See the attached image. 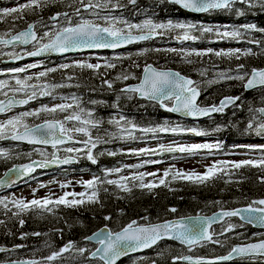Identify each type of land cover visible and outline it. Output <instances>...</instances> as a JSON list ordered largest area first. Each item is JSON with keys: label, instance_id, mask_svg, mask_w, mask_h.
I'll use <instances>...</instances> for the list:
<instances>
[{"label": "trees", "instance_id": "trees-1", "mask_svg": "<svg viewBox=\"0 0 264 264\" xmlns=\"http://www.w3.org/2000/svg\"><path fill=\"white\" fill-rule=\"evenodd\" d=\"M114 1L120 5L116 9L122 12L128 23L132 24H140L146 19H151L156 23L167 22L168 20L175 22L193 19L194 22H218L222 24L219 27H223L225 24L229 27H235L236 25L252 23L258 28H264V10H260L259 7L246 11L242 17H237L234 11L219 10L194 15L167 0H136L135 4L131 3L130 0ZM24 3H27V0H0V8L12 4L18 6ZM70 5L80 7L77 0H44L42 7L35 10H25L19 20L14 21L11 16L5 20H0V33L13 34L32 22L46 24L51 21L50 17L57 13L67 12L72 15V19L75 21L77 16L73 15L74 7H70ZM236 7L244 6L237 4ZM97 22L104 23V21ZM174 34L177 32L168 37L163 36L157 40H149L140 46L127 47L120 52V55L114 57H111L110 53L104 52L106 61L100 64L111 62L116 65L112 69L104 67L95 71L77 67L61 69L59 68L61 64L48 67L50 60H46L47 68H57L58 70L50 72L46 77L40 79L44 85L54 83L55 85H63L55 87L52 91L54 94L72 96L76 93V96L80 97L82 107L95 113L94 117L101 120L102 126L99 127L110 124L108 121L114 119V115H120L142 129L156 127L166 121L170 125H175L173 123H178L179 120L170 112L162 109L157 103L139 99L132 93L121 92L122 87L137 81L143 66L148 62H152L161 68H173L190 76L202 90L199 99V103L202 105L217 104L224 96H239L241 98L237 102L239 107L232 106L225 109L223 113H216L198 123L189 120H180L181 122L194 124L198 129L209 133L205 137L221 141L224 147L251 140L253 138L252 133L246 134L244 132L246 124L251 118L249 108L257 109L264 105V87L247 91L243 87L244 81L236 79H224L208 86H203L200 82L202 76H208L206 73L208 69H230L231 73L237 72L239 75L247 73L248 75L253 68L264 67V33L252 30L246 32L239 40L228 39L227 41L219 37L215 30L202 34L195 32L198 37L194 41H188V44L192 46L188 49L185 46L177 49L171 48L172 43H174L172 41H175L173 39ZM249 41H260V43H249ZM223 46H231L230 49H240V46L245 48L244 50L240 49L241 53L238 59L235 56H216L214 53L221 51ZM169 48L177 51H163ZM156 49H161V51H155ZM207 49H212L213 52L204 56L192 54L186 57L180 51H206ZM230 49H223V51ZM248 49H251V54L244 55L243 53ZM239 65H244L243 70L238 71ZM122 73L128 74L129 79L117 80L116 77ZM104 79L113 82L111 89L102 83ZM91 101H97V103L92 104ZM65 114L61 112L57 116L55 113L50 118L63 119ZM256 116H258L257 113ZM44 118L42 117V119ZM42 119H38L36 122ZM174 119L176 120L174 121ZM218 126L220 131H216ZM2 143L1 146L5 148L0 146V149L6 153V156H0V176L13 164L29 160L28 155L24 153V151L29 150L27 145ZM110 147L114 152L116 151L114 145ZM97 150L100 151L99 148ZM124 155L125 158L132 156ZM119 158V155L104 154L97 158L95 164L88 159H86V163L84 162L83 169L85 171L94 173L97 175L96 177H101L104 181L96 185L98 202H86L76 207L60 205L54 208L52 212L41 213L32 210L22 213L19 217L12 216V212H15L16 209L10 202L11 199H7V209L0 205V220L5 222L0 224V247L11 249V251L0 252V261L46 260L47 256H50L54 251H59L70 241L76 247L88 250L93 245L86 242L85 237L102 226H108L115 231L133 220L138 223H152L190 214H209L218 209L248 205L252 201L264 198V182H262L264 181V168L251 166H244L240 169L228 168L227 171L232 175L230 178L218 173L204 183L190 182L179 178L172 179L170 174L166 178V185H158L151 190L140 188L139 181L128 182L130 191H125L119 185L108 184L107 180L112 179H107L103 172L107 166L111 167L117 163ZM87 191H85L86 195L83 198L85 201L91 194L90 190ZM171 208H175L177 211L171 212ZM105 217H109V219L106 220ZM145 217L147 219H144ZM21 218L25 221L23 226L19 224ZM246 227L252 230L250 225L247 224ZM33 233H41V235H33ZM23 234L27 235L22 239ZM228 235L229 232L219 235L216 233L215 238L220 240L219 244L206 242L192 248H185L173 241L163 240L142 255L123 258L117 264H191L179 259L174 260V258L184 254L217 257L226 254L234 244L246 241H239L238 238ZM15 245H22V247L15 248ZM88 252L89 250L86 256H81L78 253L71 264H100L97 259H89ZM74 253H77L76 249L70 248L61 254L65 255L64 257L56 258L54 262L68 264L67 261Z\"/></svg>", "mask_w": 264, "mask_h": 264}, {"label": "snow or ice", "instance_id": "snow-or-ice-1", "mask_svg": "<svg viewBox=\"0 0 264 264\" xmlns=\"http://www.w3.org/2000/svg\"><path fill=\"white\" fill-rule=\"evenodd\" d=\"M131 3L135 4L136 0H130ZM170 3L180 6V8L197 13H207L211 11H234L237 17H242L246 14V11L259 7L260 10H264V0H169ZM80 7H74L73 15L81 17L79 22L72 19V15L69 13H57L55 16L50 17L51 20H56L59 16L63 15L67 21V26H61L57 30H46L43 34H39L33 29L32 24L27 25V29L20 31L16 34L6 33L5 35H10V39H5L4 35H0V44L12 45L13 42H19L21 44L34 43L35 50L27 51L24 53L26 56L38 57L43 53H67L70 51H79L83 49H116L123 45L153 39L154 37H163L166 32L179 30L182 35H178L177 38L189 41L196 40L197 37L192 35L193 30L198 29L201 33H210L214 31L213 27L205 25H197L194 23H189L185 21H172L156 23L151 19H146L140 24H132L127 21L117 20L115 17L104 16L100 17L98 11H93L94 9H108L110 7L118 8L119 3L112 5L111 0H77ZM237 4L243 5L244 7H236ZM44 5V0H27V3L19 4L15 7H5L0 8V20H5L8 17H13V20H19L22 18V13L25 10L40 8ZM82 12H90L92 15L96 16L98 19H103L104 23L101 24L91 19L82 18ZM124 24L125 27L121 28L118 25ZM224 31H219L218 28L215 29L216 34L222 39H233L239 40L248 31H259L264 33V28H258L257 25L252 23L242 24L239 27H231L224 25ZM138 30V35H133V30ZM47 39V43L44 41ZM249 43L259 44L260 41H249ZM155 51H161V49H156ZM167 52H176V49H164ZM181 54L190 56L195 54L197 56H204L213 52L212 49H207L206 51H191L184 52L180 50ZM241 53L240 49H230L228 51H216L214 54L216 56H235L237 59ZM244 55L251 54V49L245 50ZM13 59H22L23 57L16 53H9ZM119 58V57H117ZM99 59V58H98ZM40 65L37 63L28 64L24 67H16L8 69V72L13 74V79L15 80V87L8 84V81L0 80V90L9 88L13 93H18L25 91L28 88L35 89L37 86L30 85L29 81L33 79L44 78L50 72H55L57 68H47L45 71H40L38 74L32 76H25L23 79L19 78L18 74L26 73L29 69L37 68ZM69 67H77L81 69L99 70L102 67L112 69L116 65L111 62H106L105 64L100 63H90L87 61H73L72 64L63 63L59 65L61 69H67ZM244 65L238 66V71L243 70ZM103 75V73H100ZM203 75V73H201ZM222 79L226 80H240L245 81L243 87L247 89L254 88L257 85L264 86V69L253 68L251 70V76L248 77L247 73L243 75H237L235 77L231 76L229 73L222 72L219 73ZM71 79V77H69ZM117 80L123 79L128 80L129 75L122 73L116 77ZM104 85H107L109 89L113 87V82L107 79L102 81ZM63 85H53V87H61ZM45 88L47 86H44ZM123 93H134L138 94L143 98L150 101L159 102L160 106L165 108L169 112L182 113L184 116L198 118L202 116H209L212 113H223L225 109L229 106L239 107L237 102L241 99L239 96L232 97L226 96L219 101V104H212L209 106H200L197 98L200 95V91L196 86L195 82L184 76H181L179 72H173L170 70L160 71L153 68L151 65H147L144 69V76L138 84L135 86L126 87L121 90ZM5 96L8 93L3 92ZM41 96L51 95L50 91H40ZM37 92L33 90L27 99L15 100L14 97H9L7 103L0 100V113L6 112L14 104H27L29 100L35 99ZM62 100L67 98L61 97ZM72 103H58L52 107L41 106V108L35 111H26L10 117L4 122H0V139L6 138V133H10V138L12 140H26L30 144H52L54 148L58 145L64 144L66 141H73L74 134L79 133L82 136L87 137V139H81L76 141L77 143L83 144V149L77 147H67L65 149L68 153H85L86 158L93 164L97 163V157L93 153V149L97 148L98 144L107 143V139H103L100 136H96L93 139L91 129H96L100 126L101 121L93 117V112L90 110H85L81 104L79 97L73 95L71 97ZM166 101H172L173 103L169 106ZM92 104H96L97 101H91ZM115 107V105H114ZM68 113L64 116L63 120H49L44 119L43 123L34 126H29L24 123V118L29 116H40L41 113ZM251 118L248 120L244 132L254 133L257 136L264 137V115H261L258 119L256 113L264 114V107L253 109L249 108ZM235 115V113H234ZM67 122H73L71 127H66ZM110 124H116L119 126L121 122L126 125H130V128H119L121 133H126V135H120V139L134 140L136 137L133 135V130L136 129V125L132 121L126 120L125 117L120 116L119 119H110L108 121ZM22 129V131L20 130ZM220 127L216 128V131H220ZM141 132L145 133H157V132H172L177 133H188L194 136H206L209 135L204 130L198 129L196 127L183 128L179 124L168 127L167 122L165 125L158 127H149L140 129ZM115 136V133L110 134ZM224 147L221 141H216L214 143L204 142V143H191V144H160L157 149H129V155L143 156L147 154H160V153H172L173 159H176V153L186 154L187 156L198 155L201 151H206L208 155H212L214 151L221 150ZM235 148H244L248 152H261L262 155L259 159H242L239 161H215L211 165L205 167L203 174L197 173L195 171L185 172L180 169L174 170L173 167L165 169L163 172V178H160L158 184L155 181H150L145 183V177L151 176L156 177L158 173L156 172H137L132 174L130 177L121 176L120 180H107L108 184L119 185L124 188L125 191H130L128 187V181L133 182L139 181V187L142 189H149L157 187L158 185H166V178L171 174L172 179H184L190 182L204 183L216 176L218 173L223 174L225 168L231 167L234 169H240L244 166L260 167L264 168V144H248V145H233ZM104 155L103 152L99 153ZM116 152L108 151L107 155L114 156ZM235 154V153H233ZM0 156H6V153L0 149ZM75 157L68 156L63 160H60L53 153L52 160H42L40 162H33L27 165H21L18 168L14 166L13 169H9V172L14 173L16 179L19 180L23 177H28L31 173L35 171L36 167L43 168L50 163L57 164H70L74 162ZM161 160L148 159L144 160L143 163L134 165H124L123 167L138 169L143 167L145 164H160ZM35 166V167H34ZM121 168H113L105 170L106 174L115 172H121ZM34 178V177H33ZM16 180H0V184H10L15 183ZM101 177H93L89 180L75 181L83 185L86 189L91 191L88 196L87 201L83 199L86 195L85 192H64L63 195L56 199L51 196H46L43 198H33L31 200H25L23 198L11 199V203L14 205L16 211L12 212L13 217H19L22 213L29 212L32 210H37L39 212H52L54 208L64 205L68 207H76L82 205L86 202H98L96 185L103 183ZM264 182V181H262ZM72 183V182H70ZM46 185H40V187H45ZM61 188L67 187V184H61ZM35 192V189L33 190ZM72 197V199H69ZM79 197V198H77ZM0 205H3L5 209L8 208L7 198L0 199ZM9 211H11L9 209ZM171 212H176L175 208L170 209ZM246 213L247 215H243ZM240 215L241 219L246 220L248 223L259 224L264 226V198L250 202L245 208L234 209L232 211H224L218 217L213 215L212 217L207 216H189L180 217L178 220L165 221L162 224H155L149 226H136L137 222L133 220L121 231L113 233L108 230L107 227L102 229L99 233H93L92 237H85L86 240L96 239L97 243L101 247H97L94 252L91 253L92 257H99L102 264H116V261L121 256H126L130 252H136L138 250L151 248L156 245L160 240L164 238H169L179 241L181 244L188 246L200 244L202 241H208L213 243H220V240L216 239L211 230V225L217 220L223 217H233ZM109 219V217H105ZM144 219H147L145 217ZM5 222L0 220V224ZM25 223L24 219H19V224L23 226ZM232 226H229V229ZM229 229H225L228 231ZM27 234H23L21 238ZM33 235H41V233H33ZM15 248H20L22 245H15ZM70 248H75L76 252L81 256H86V248H78L73 242H68L59 251H54L50 256L45 259L47 262L55 260L62 253L68 251ZM11 251V249H4L0 247V252ZM264 255V240L259 243H251L242 246L233 247L231 252L227 256H221L217 259L228 260L233 254L241 257H247L254 254ZM175 259L191 260V257H178ZM7 264H41L40 261L36 260H9ZM196 264H200L198 260ZM213 264V262H209Z\"/></svg>", "mask_w": 264, "mask_h": 264}, {"label": "rangeland", "instance_id": "rangeland-1", "mask_svg": "<svg viewBox=\"0 0 264 264\" xmlns=\"http://www.w3.org/2000/svg\"><path fill=\"white\" fill-rule=\"evenodd\" d=\"M111 4L115 5L116 1L111 0ZM15 5L16 4H12V5H8L6 7H15ZM115 10H116L115 7H110L108 9H104V10L94 9L93 11H98L100 17L109 16V17H115L117 20L125 21V19L123 17H120L117 12H114ZM82 18L91 19V20H94L96 22L97 21H104L103 19H98L96 16L92 15L90 12H82ZM80 19H81V17H76L75 21L79 22ZM185 22L194 23L197 25H201V24L203 25V22H201V21L194 22L193 19H190V20L185 21ZM35 25H36V30L39 29V33L42 35L43 32L46 30L55 31L61 26H67V21L65 20L64 17H58L55 21L51 20L46 24L38 23ZM118 26L121 28L125 27L124 24H119ZM210 27L214 28L215 26L210 25ZM231 27H229V28H231ZM235 27H239V26L236 25ZM218 29H219V31L225 30L224 28H218ZM133 31H135V29ZM174 32H177V34L173 35V39H175V41H172L174 43H172L171 48L177 49V48H181L182 46H185L187 49L192 48V46L190 44H188L189 43L188 41H184V40L175 38L178 35H182V33H180L179 30L166 32L164 34V36L168 37V36H170V34H173ZM195 32L202 34L198 29L193 30L192 35H195L196 37H198V36L195 34ZM4 37H8V36H4ZM226 40L228 41V39H226ZM229 40H231V39H229ZM189 41H191V40H189ZM47 42L48 41L46 39L44 41V43H47ZM35 47H36L35 45H29L25 48H21L19 46L18 47H10V48L0 46V80L8 81L9 85L15 87V80L13 79V74L8 73L7 72L8 69L16 68V67H24V66H26L28 64H32V63H37L40 66L37 68L29 69L26 73L18 74L19 78L23 79L25 76H29V75L34 76V75L38 74L40 71H44V69H46V67H47L46 65L48 63H46V61L44 60L43 57H39V56L38 57H30V56L24 55V53L27 51L35 50ZM230 48H231V46H223L221 49L227 50ZM239 48L244 50L245 47L240 46ZM13 52L22 56L23 59L17 63L8 62V60H10V59L14 60L9 55V53H13ZM139 52H140V48H139ZM62 59L63 60L60 62V64L69 63V62L73 63V61H87V62L96 64L98 62L104 61L103 56L98 54V53L84 54V55L72 56L70 58H62ZM148 63H152V62H148ZM148 63H146V64H148ZM9 64H11V65H9ZM222 72L229 73L233 77L239 75L237 72L231 73L230 69H226V70L223 68L222 69H208V70H206V73L208 76H205V77L202 76L200 84L203 86H208L212 83H216V82H219L221 80H224L219 76V73H222ZM29 84L35 85L37 87L35 89L28 88L25 91L18 92V93H13L7 87L3 90H0V100H2V101H4L9 96H13L15 99H20V98L25 99L26 97H28V95L31 94V92L33 90H35L37 92V96L35 99H33V106L31 108H29V109L21 108V110L11 111V113L9 112L8 114H5V115H1L2 113H0V122H4L7 119H9L10 117L15 116V115H19L20 113H23L26 111H35V110L41 108V106L52 107L53 105L58 104V103H72V100H71L72 96L71 97H65L64 95L61 96L58 94H54V92H52V90L55 88V87H53V85H55V83L50 84V85H46V84L44 85L42 83L41 79H36L33 81L32 80L29 81ZM44 86H47V87L45 88ZM203 89L205 90V88H203ZM42 90L50 91L51 95L41 96L39 93ZM5 91L8 93L7 96H5L3 94V92H5ZM73 95H75V94H73ZM61 97H65L67 99L62 100ZM41 102H45V103H41ZM84 109L87 110L86 108H84ZM59 113H61V112H59ZM59 113L58 112L56 113L57 116ZM54 114L55 113H41L40 116H32L33 119H31L30 116L25 117L24 123H27L29 126H32V125L38 123V122H36V120L42 119V117H50V116H53ZM67 114L68 113H66L65 115H67ZM119 117H120V115H114L113 118L119 119ZM96 119H98V118H96ZM98 120H100V119H98ZM175 120L176 119H174V121ZM173 124H175V125L179 124L183 128L196 127L194 124L183 123V122H180V120L178 121V123L174 122ZM72 125H73V122H67L66 123V127H71ZM162 125H165V123H162L161 125H158V126H162ZM175 125H170L167 122L168 127H172ZM100 126H102V124H100ZM158 126H156V127H158ZM130 127H131L130 125H126L123 122H121V124L119 126H117L116 124H104L103 127L91 129L93 139H95L96 136H100L101 138L108 140L107 143H101V144L97 145V148L100 149L99 152H98L97 148L93 149V153L96 155L97 158L99 156H101L99 154L101 152H103L105 155H107L108 151L114 152L110 147L111 145H114V148L116 150L115 152L117 153L116 155L120 156L117 163H115L111 167H107V168L103 169L104 172L107 169H113V168H121L122 169L121 172H119V173H115V172L107 173L106 175H107L108 179L120 180L121 176L130 177L132 174L137 173V172H145V173L156 172V173H158V175L156 177L146 176L144 182L147 183L150 181H155L156 183H158L159 179L163 178L164 170L168 169L169 167H173L174 170L180 169V170H183L185 172L195 171L197 173L203 174L205 171V167L208 165H211L215 161H239L242 159H249V158L256 159L255 157H260L262 155V153L259 151L248 152L244 148L233 149V146H230L229 148H232V149H228V148L224 147L221 150L214 151L212 155H208V153L206 151H201L198 155H195V156H187L186 154L176 153L175 154V156L177 157L176 159H173L172 153H160V154H156V155L147 154V155H143V156L132 155L129 158H125L124 154H127L129 149H140V148L157 149L160 144L169 145V144H177V143L191 144V143H204V142L214 143V142H216V140L214 138L205 137V136H194V135L188 134V133H177V134H174L172 132L145 133V132L140 131V127H136V129L133 130V135L136 137V139H134V140L120 139L119 136L120 135H126V133H121L119 131V128H130ZM104 129L107 132L106 134L103 131ZM20 130H22V129H20ZM94 130H95V132H93ZM112 133H115L116 135L113 137L110 135ZM9 134L10 133H6L5 135L8 136ZM74 136H75V138L87 139V137H84V136H82V134H79V133L75 134ZM248 144H256V145L264 144V139H259V140H256L254 142L237 143L236 145H248ZM28 147H30V149L27 151H24V153H26L28 155V158H31V159L32 158H44V159L50 158L51 159V158H53V153L60 160H63L68 156H73V157L79 156V157H81V159L83 157H84V159H87L86 155L83 151L79 154L68 153L65 151V149L67 147H77V148L83 149V144H81V143H74V144L62 146V147L57 148L56 150L52 149V148L50 149V148H46L43 146H34V145L28 146ZM59 150L63 151L64 153H62ZM233 153H235V154H233ZM148 159L161 160L162 163H160V164H145L143 167L138 168V169L123 167L124 165L140 164V163H143L144 160H148ZM74 164H75V161L70 163V164H57L58 169L62 170L63 168L67 169V167H68V170L65 172L63 171L64 174L60 170L58 171V173L55 171H51L48 173L47 172L39 173V174L33 176L34 178L32 177L31 179L24 181L22 184L17 185L16 187H14L12 189L6 190L2 194H0V199H4V198L12 199L13 197H15V198H23L25 200H29L31 198H43L46 196H51L53 199H56L59 196L63 195L64 192H73V191L76 193L85 192V191L88 192L87 191L88 189H86L83 185H81L79 183H75V181L89 180V179H92L95 175H92L89 172H86L83 170L72 168V166H74ZM228 168H231V167L225 168V171L223 174L226 177L230 178L232 175L229 173V171H227ZM70 182H72V183H70ZM128 182L132 183L133 181L129 180ZM42 184L46 185V186L40 187V185H42ZM61 184H67L68 186L61 188V186H60ZM34 189H35V192H33ZM69 199H72V197H69ZM230 225L232 227L229 229ZM246 225H245V223L239 221L236 218H229V219L225 220L219 226L215 227L214 232H215V234L217 233L218 235L220 233L225 234V233L229 232V235H228L229 237H231V236L236 237V238H238L239 241H242V240L248 241L251 239L258 240V239H261V236H264V229H255L254 228V230L253 229L250 230L249 228L246 227ZM225 229H229V230L225 231ZM89 248H88V250H89ZM77 255H78V253H74L70 257V259L67 261L68 264H71L73 262V259ZM64 256L65 255H60L57 258H61ZM260 260H263V258L260 259L258 257H254V258L241 257V258H234L232 260V262L222 263V264H264ZM42 262H46V260H42Z\"/></svg>", "mask_w": 264, "mask_h": 264}, {"label": "water", "instance_id": "water-1", "mask_svg": "<svg viewBox=\"0 0 264 264\" xmlns=\"http://www.w3.org/2000/svg\"><path fill=\"white\" fill-rule=\"evenodd\" d=\"M167 1L169 2V0H167ZM169 3H170V2H169ZM171 4H172V3H171ZM174 5H175V4H174ZM176 6H177L178 8H180V6H178V5H176ZM180 9H182V8H180ZM182 10H184V11H186V12H189V13H192V14H203V13L191 12V11H188V10H185V9H182ZM30 24L33 25V29H34V23H30ZM26 29H27V26H26L24 29H21V30L15 32L14 34L20 32V31H24V30H26ZM34 30H35V29H34ZM133 35H138V34H133ZM4 38H5V39H10L11 36L4 37ZM154 38H156V37H154ZM138 42H142V41H137V42L129 43V44L123 45V46H121V47H119V48H116V49H83V50H79V51H70V52L63 53V54L50 52V53H43V54H41L39 57H46V56H67V55H75V54H80V53H87V52H100V51H109V52H112V51H117V50H119V49H123V48H125V47H127V46H129V45H132V44H135V43H138ZM16 44L20 45L21 47H26V46H28L29 44H32V43H29V44H21V43H19V42H13L12 45H5V47L8 48V47H11V46L16 45ZM0 45H4V44H0ZM147 65H151L153 68H155V69H157V70H160V71H167V70H170V71H173V72H179V71H177V70H175V69H173V68H160V67L156 66V65L153 64V63H148V64H146V65L143 67V70H142V72H141V74H140V78H139V80H138L137 82H135V83H131V84H128V85L124 86L123 89L126 88V87L135 86L136 84H138V83L140 82V80H141V79L143 78V76H144V69H145V67H146ZM260 69H264V67H262V68H260ZM179 73H180V72H179ZM180 74H181V76H184V77H186V78H188V79L193 80L191 77H189V76H187V75H184V74H182V73H180ZM250 76H251V72H250V74L248 75V77L250 78ZM193 81H194V80H193ZM258 87H261V85H257V86H255L254 88L247 89V90H253V89L258 88ZM244 89H245V88H244ZM198 90L200 91L199 88H198ZM245 90H246V89H245ZM200 96H201V91H200V95H199V97L197 98V101H199ZM9 97H13V96H9ZM9 97H8V98H9ZM136 97H138V98H140V99H144V100H146V101H150V100H147L146 98L141 97V96L138 95V94H136ZM224 97H226V96H224ZM224 97H222L221 99H223ZM232 97H237V96H232ZM8 98H6V99L4 100L5 103H7ZM14 99H15V98H14ZM221 99H220V100H221ZM15 100H20V99H15ZM220 100H219V101H220ZM219 101H218L217 105L219 104ZM151 102H155V103H158V104H159V102H157V101H151ZM172 103H173V102L171 101V104H172ZM25 105H26V104H14L12 107L18 108V107H24ZM159 105H160V104H159ZM169 106H171V105H169ZM200 106H209V105H200ZM262 107H264V106H262ZM162 108H163V107H162ZM259 108H261V107H259ZM164 109H165V108H164ZM165 110H166V109H165ZM171 113H172V114H175V115H177V116H180V117H184V118L191 119V120H200V119H203V118L208 117V116H202V117H198V118H193V117L184 116L182 113H176V112H171ZM213 114H214V113H212L211 115H213ZM211 115H209V116H211ZM259 115L261 116V115H264V114H260V113H259ZM49 120H53V119H49ZM41 123H43V121L40 122V123H37V124H41ZM37 124H35V125H37ZM33 126H34V125H33ZM9 138H10V137H9ZM10 139H11V138H10ZM11 140H12V139H11ZM13 141H15V142H17V143H26V144H30V143H28L26 140H13ZM73 142H75L74 139H73V141H66V142H65L64 144H62V145L70 144V143H73ZM31 145L44 146V147H53L52 144H50V143H49V144H46V145H45V144H31ZM62 145H58L57 147H60V146H62ZM52 159H53V158H52ZM52 159H51V160H52ZM40 161H42V159H34V160H31V161H28V162L19 163V164H14L12 167L8 168V169H7V170H6V171L0 176V180H5V181H7V180H9V178H11L12 180H16V182H15V183H10V184H0V191L4 190V189H6V188L11 187V185H14V184L19 183L20 181L24 180L25 178L30 177V176H31V175H32L37 169L53 168V166H54V167H57V163H50V164H48L46 167H43V168L36 167V168H35V171H34L33 173H31L28 177H23V178H21V179H19V180L16 179V176L14 175V173L9 172V169H13L14 166H15L16 168H18V167L21 166V165H27V164H31V163H33V162H40ZM34 167H35V166H34ZM246 206H247V205H243V206H238V207H235V208H229V209L223 208V209H218V210H216V211H214V212H212V213H209V214H190V215H185V216H181V217H189V216L194 217V216H197V215H200V216H207V217H212L214 214L217 215V216L219 217L220 214H221L222 212H224V211H232V210H234V209H242V208H245ZM243 215H247V214L244 213ZM233 217H236V218L239 219L240 221H242V222H244V223H246V224H249V225H251L252 227H254V228H256V229H264V226H261V225H259V224H254V223H248L246 220L241 219V216H240V215L233 216ZM179 218H180V217L172 218V219H168V220L156 221V222H153V223H145V224L138 223L136 220H135V221L137 222V225H136V226H145V227H146V226H149V225L162 224V223H164L165 221L178 220ZM226 218H231V217H223V218H221V219H217V220L211 225V228H212L214 225H217V224L222 223ZM131 222H132V221H131ZM131 222H129V223H131ZM129 223L125 224L122 228H120V229H118V230H115V231H112L111 228L108 227V226H102V227H100L99 229H97L96 231L92 232L91 234H89V235L86 236V237H92V236H93V233H99L102 229H105V227H107V229H108V230H111L113 233H115V232H119V231H121L124 227H126ZM162 240L173 241V242L178 243L179 245H182V246H184V247H186V248L191 247V246H188V245H185V244H181V243H180L179 241H177V240L169 239V238H167V237L164 238V239H162ZM162 240H160V241H162ZM261 240H264V238L259 239V240H255V241H251V242H245V243L235 244L233 247L242 246V245L251 244V243H259V242H261ZM85 241L90 242V243H92V244L95 245V247L89 252L88 257H89L90 259H98V260H99V257H92V256H91V253L94 252V251L96 250L97 247H101V245H99V244L97 243V241H96L95 238H93V239H91V240H86V239H85ZM160 241H159V242H160ZM202 242H207V241H202ZM196 245H197V244H196ZM154 246H155V245H154ZM192 246H195V245H192ZM152 247H153V246H152ZM152 247H151V248H152ZM233 247H232V248H233ZM2 248L7 249L6 247H2ZM149 249H150V248H146V249L138 250V251H136V252H130V253H129L128 255H126V256H130V255H138V254H141V253H143V252H145V251H147V250H149ZM231 250H232V249H231ZM231 250H230V252H231ZM230 252H229V253H230ZM229 253H227V254H225V255H223V256H227ZM126 256H121L120 258H118L117 261H116V264H117L122 258H124V257H126ZM250 256H261V257H264V255H261V254H259V253L254 254V255H249V256H247V257H250ZM180 257H191V258H192L191 260H183V259H179L180 261L187 262V263H191V264H196V262H197L198 260L200 261V264H209V262H213V264H222V263L232 262V260H233L234 258L241 257V256H238V255H236V254H233L232 257H231L230 259H228V260H219V259H217L218 257L209 258V257H204V256H193V255H190V254H185V255L180 256ZM219 257H221V256H219ZM27 260H36V261H38L37 259H25V260H22V261H27ZM8 261H9V260H8ZM8 261H1L0 264H7ZM99 261H100V260H99ZM100 262H101V264H102V261H100ZM41 264H53V263H51V262H44V263H41Z\"/></svg>", "mask_w": 264, "mask_h": 264}, {"label": "flooded vegetation", "instance_id": "flooded-vegetation-1", "mask_svg": "<svg viewBox=\"0 0 264 264\" xmlns=\"http://www.w3.org/2000/svg\"><path fill=\"white\" fill-rule=\"evenodd\" d=\"M0 35H4V36H9V35H5V34H3V33H0ZM0 46H2V45H0ZM3 47H5V46H3ZM12 47H18L17 45H14V46H12ZM7 48V47H6ZM10 48V47H9ZM8 62H11V63H13L12 62V59H10V60H8ZM7 62V63H8ZM9 65H11V64H9ZM8 72V71H7ZM8 73H10V72H8ZM4 98V97H3ZM2 99V98H1ZM33 100H30V103L32 102ZM82 106V105H81ZM17 110H21V109H17V108H11V109H9L8 111H6V112H3L1 115H5V114H8L9 112L11 113V111H17ZM94 114L95 113H93V117H94ZM115 114H117V112H115ZM95 118V117H94ZM96 119V118H95ZM99 128V127H98ZM104 133L106 134L107 132L106 131H104ZM77 134V133H76ZM10 135V134H9ZM9 135L8 136H6V138L5 139H0V141H3V142H6V144H11V141L8 139V137H9ZM75 135V134H74ZM74 139H75V143H77L76 141H78V140H81L80 138H75V136H74ZM59 151H61V150H59ZM62 153H64L63 151H61ZM75 164H74V166H72V167H74L75 169H79V170H81V168L82 167H84V162L86 163V159H84V157L81 159V157H79V156H75Z\"/></svg>", "mask_w": 264, "mask_h": 264}, {"label": "bare ground", "instance_id": "bare-ground-1", "mask_svg": "<svg viewBox=\"0 0 264 264\" xmlns=\"http://www.w3.org/2000/svg\"><path fill=\"white\" fill-rule=\"evenodd\" d=\"M65 169V170H64ZM58 170H60V169H58ZM68 170V167H67V169L66 168H63L62 170H60V171H67Z\"/></svg>", "mask_w": 264, "mask_h": 264}]
</instances>
